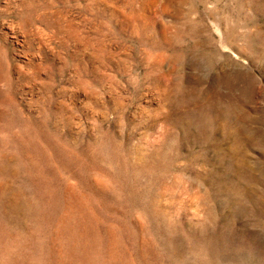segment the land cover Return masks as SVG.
I'll list each match as a JSON object with an SVG mask.
<instances>
[{
	"label": "rangeland",
	"instance_id": "rangeland-1",
	"mask_svg": "<svg viewBox=\"0 0 264 264\" xmlns=\"http://www.w3.org/2000/svg\"><path fill=\"white\" fill-rule=\"evenodd\" d=\"M0 264H264V0H0Z\"/></svg>",
	"mask_w": 264,
	"mask_h": 264
}]
</instances>
